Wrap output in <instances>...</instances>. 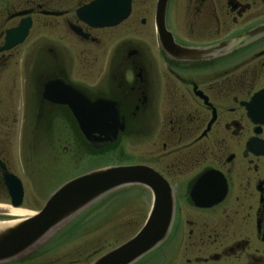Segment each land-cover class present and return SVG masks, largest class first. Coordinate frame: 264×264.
I'll return each mask as SVG.
<instances>
[{
	"label": "flooded vegetation",
	"instance_id": "af4514ba",
	"mask_svg": "<svg viewBox=\"0 0 264 264\" xmlns=\"http://www.w3.org/2000/svg\"><path fill=\"white\" fill-rule=\"evenodd\" d=\"M121 10V0H0V67L37 32L27 45L36 58L28 56L30 74L21 77L27 107L37 112L33 129L63 122L103 155L135 147V160L105 167L145 166L164 180L171 229L135 264H264V0H129L127 16L113 25L87 20L117 18ZM161 12L166 41L194 50L193 60L161 47ZM25 19L23 43L1 51L6 31ZM66 92L84 106L112 105L122 124L116 139L86 141L59 103ZM0 163L13 174L1 156ZM2 173L0 167V207L9 211ZM132 187L148 194L150 208V191ZM23 201L24 190L20 209ZM105 206L90 207L28 255L0 264H77L47 251L79 236L97 214L108 221ZM10 216L0 211V222Z\"/></svg>",
	"mask_w": 264,
	"mask_h": 264
},
{
	"label": "rangeland",
	"instance_id": "374dc122",
	"mask_svg": "<svg viewBox=\"0 0 264 264\" xmlns=\"http://www.w3.org/2000/svg\"><path fill=\"white\" fill-rule=\"evenodd\" d=\"M36 37L37 32L32 31L27 44L11 52L8 68L0 67V156L22 183L24 201L21 210L28 212L26 217L36 213L46 198L64 182L110 163L135 160L137 149L115 147L103 155L101 150L81 145L73 131L60 121L59 126L53 129H33L37 112L27 107V96L21 92V77L30 74L25 67L26 59L29 56L32 60L36 56L28 51L27 45ZM0 204L5 205V202L0 201ZM103 205L109 210L108 221H103L104 215L97 214L91 223L81 227L83 232L79 236L55 248V253L47 251L48 254H54L52 257L55 259L62 257L60 260L65 263L73 260L77 264L90 263L130 239L140 229L149 210V196L138 187H124L90 207L101 208ZM0 211L9 212L4 207H0ZM8 218L12 221L18 219Z\"/></svg>",
	"mask_w": 264,
	"mask_h": 264
},
{
	"label": "water",
	"instance_id": "95a60500",
	"mask_svg": "<svg viewBox=\"0 0 264 264\" xmlns=\"http://www.w3.org/2000/svg\"><path fill=\"white\" fill-rule=\"evenodd\" d=\"M124 10L117 18L105 15L90 18L93 26H110L128 14L129 0H121ZM165 0H160L163 6ZM83 20H86L83 18ZM161 47L175 58L193 60L195 51L178 50L166 41L163 12L156 18ZM30 28L25 19L5 33L1 51H8L23 43ZM66 92L59 103L65 104L78 125L83 138L90 143H111L122 131V124L112 105L105 102L78 104ZM56 99H59L56 98ZM81 105V106H80ZM84 108V109H83ZM3 171L2 180L11 207L21 206L23 189L20 180ZM141 185L151 193V206L140 229L127 241L96 258L91 264H135L159 247L167 238L172 224L173 200L169 187L152 169L145 166H108L79 175L60 185L34 215L16 219L11 225L0 226V263L20 259L40 246L48 237L73 220L96 201L123 187ZM9 221V222H13ZM4 223V222H0Z\"/></svg>",
	"mask_w": 264,
	"mask_h": 264
},
{
	"label": "bare ground",
	"instance_id": "6f19581e",
	"mask_svg": "<svg viewBox=\"0 0 264 264\" xmlns=\"http://www.w3.org/2000/svg\"><path fill=\"white\" fill-rule=\"evenodd\" d=\"M9 214L12 217H25L28 215V212L21 210V209H9ZM16 221L13 222H4V223H0V226H4V225H11L12 223H14Z\"/></svg>",
	"mask_w": 264,
	"mask_h": 264
}]
</instances>
